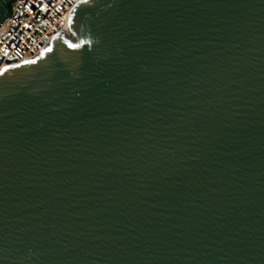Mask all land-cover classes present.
<instances>
[{"label":"water","instance_id":"obj_1","mask_svg":"<svg viewBox=\"0 0 264 264\" xmlns=\"http://www.w3.org/2000/svg\"><path fill=\"white\" fill-rule=\"evenodd\" d=\"M69 27L0 73V264H264V0Z\"/></svg>","mask_w":264,"mask_h":264},{"label":"built area","instance_id":"obj_2","mask_svg":"<svg viewBox=\"0 0 264 264\" xmlns=\"http://www.w3.org/2000/svg\"><path fill=\"white\" fill-rule=\"evenodd\" d=\"M82 1L16 0L0 29V73L39 58L58 35L71 36L70 17Z\"/></svg>","mask_w":264,"mask_h":264},{"label":"rangeland","instance_id":"obj_3","mask_svg":"<svg viewBox=\"0 0 264 264\" xmlns=\"http://www.w3.org/2000/svg\"><path fill=\"white\" fill-rule=\"evenodd\" d=\"M68 39H69L70 41H72V42H74V41H75V38H74V36H68Z\"/></svg>","mask_w":264,"mask_h":264}]
</instances>
